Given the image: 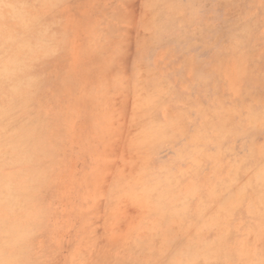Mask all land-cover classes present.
Returning <instances> with one entry per match:
<instances>
[{
    "label": "rangeland",
    "instance_id": "obj_1",
    "mask_svg": "<svg viewBox=\"0 0 264 264\" xmlns=\"http://www.w3.org/2000/svg\"><path fill=\"white\" fill-rule=\"evenodd\" d=\"M0 264H264V0H0Z\"/></svg>",
    "mask_w": 264,
    "mask_h": 264
}]
</instances>
